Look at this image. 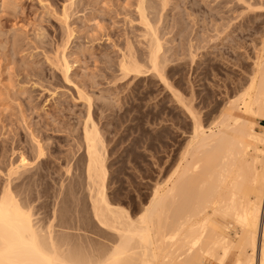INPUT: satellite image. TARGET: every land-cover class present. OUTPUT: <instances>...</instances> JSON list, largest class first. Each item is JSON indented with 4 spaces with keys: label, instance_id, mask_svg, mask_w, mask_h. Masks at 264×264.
Returning <instances> with one entry per match:
<instances>
[{
    "label": "rangeland",
    "instance_id": "374dc122",
    "mask_svg": "<svg viewBox=\"0 0 264 264\" xmlns=\"http://www.w3.org/2000/svg\"><path fill=\"white\" fill-rule=\"evenodd\" d=\"M139 1L0 0V152L4 145L30 147L25 152L33 162V133L45 148L44 163L33 162L39 175L25 183L30 190L14 193L38 230L88 255L116 243L115 234L94 220L86 186L81 131L89 98L107 153L109 200L136 218L157 183L169 184L174 177L193 131L190 115L173 94H181L204 125L211 124L248 86L264 41L263 13H245L239 19L243 28L235 29L234 16L244 11L225 14V5H234L225 0H168L165 14L158 12L161 0H147L153 6L147 15L163 48L160 79L150 72ZM257 1L252 2L262 5ZM62 51L71 67L69 81L60 69ZM123 57L130 62L134 57L143 74L121 73ZM2 167L0 159L4 172Z\"/></svg>",
    "mask_w": 264,
    "mask_h": 264
},
{
    "label": "bare ground",
    "instance_id": "6f19581e",
    "mask_svg": "<svg viewBox=\"0 0 264 264\" xmlns=\"http://www.w3.org/2000/svg\"><path fill=\"white\" fill-rule=\"evenodd\" d=\"M146 1L140 0L136 11L146 29L150 72L153 70L161 79L164 77L160 75L159 64L163 48L147 15L153 6L149 7ZM225 1L234 3L232 8L225 5V14L244 11L234 16L236 21L247 12L264 14V0L257 1L262 2L258 7L253 0ZM160 3L158 12H164L168 0ZM235 27L243 28L240 20ZM66 47L63 48L66 50ZM256 56L248 86L228 99L219 117L215 116L217 119L207 126L185 105L178 96L181 94H173L190 115L193 131L183 149V163L177 167L174 177L169 184L157 183L149 203L136 218H132L126 208L109 200L107 153L103 151V137L93 122L90 98L87 99L88 118L84 119L81 131L85 144L86 186L92 194L94 220L101 229H108L116 236L111 248L104 247L105 244L99 246L94 255L86 254V250L79 247H65L54 233L38 230L31 211L14 193L29 189L25 183L33 182L39 175L37 170H32L34 160L39 164L45 161L41 140L33 133L36 144L33 162L25 152V148L30 147L4 145L0 152L4 168V172L0 169L4 180L0 185V264H208L209 259L218 264H264V128L255 121H264V41L260 55ZM132 59L133 62H127L123 57L119 63L121 73L143 74L134 57ZM59 60L67 80L71 67L65 52ZM79 93L83 97L81 91ZM217 217L223 222L231 221L235 228L230 230L226 223H218ZM225 232H231L233 238H228Z\"/></svg>",
    "mask_w": 264,
    "mask_h": 264
},
{
    "label": "crops",
    "instance_id": "0c3cea01",
    "mask_svg": "<svg viewBox=\"0 0 264 264\" xmlns=\"http://www.w3.org/2000/svg\"><path fill=\"white\" fill-rule=\"evenodd\" d=\"M259 124L264 128V121L260 120Z\"/></svg>",
    "mask_w": 264,
    "mask_h": 264
}]
</instances>
